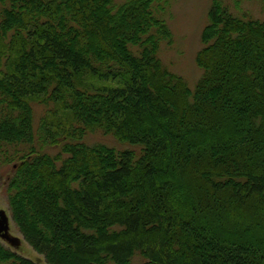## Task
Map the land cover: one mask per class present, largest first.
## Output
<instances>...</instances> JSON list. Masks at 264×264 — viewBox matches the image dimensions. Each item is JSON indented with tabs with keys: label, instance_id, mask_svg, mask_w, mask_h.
<instances>
[{
	"label": "trees",
	"instance_id": "obj_1",
	"mask_svg": "<svg viewBox=\"0 0 264 264\" xmlns=\"http://www.w3.org/2000/svg\"><path fill=\"white\" fill-rule=\"evenodd\" d=\"M170 1L0 0V167L43 256L0 264H264V19L214 0L191 89Z\"/></svg>",
	"mask_w": 264,
	"mask_h": 264
},
{
	"label": "rangeland",
	"instance_id": "obj_2",
	"mask_svg": "<svg viewBox=\"0 0 264 264\" xmlns=\"http://www.w3.org/2000/svg\"><path fill=\"white\" fill-rule=\"evenodd\" d=\"M122 3L125 0H116ZM214 0H171L167 11L162 13L167 20L173 33L171 45H163L160 56L164 63L175 73L183 76L191 89H195L202 70L196 63V56L201 48V34L208 23V13ZM233 11L236 10L237 3L241 11L250 15L264 19V2L262 0H224ZM46 107L42 104H34V124L35 128L40 124ZM85 142L89 144L105 143L117 149H125L128 144L117 141L113 136L106 135L100 130L91 131L87 134ZM42 150L56 154L60 151V146L43 145L37 142V146ZM12 152V151H11ZM12 163L4 164L0 167V212L7 221V228L4 234H0V243L12 251L34 261L38 258L43 260V256L38 254L24 239L23 235L12 220L11 210L6 193L7 183L12 175ZM136 257L134 261H139Z\"/></svg>",
	"mask_w": 264,
	"mask_h": 264
},
{
	"label": "water",
	"instance_id": "obj_3",
	"mask_svg": "<svg viewBox=\"0 0 264 264\" xmlns=\"http://www.w3.org/2000/svg\"><path fill=\"white\" fill-rule=\"evenodd\" d=\"M7 228V221L4 215L0 212V234H4ZM41 262V259H38Z\"/></svg>",
	"mask_w": 264,
	"mask_h": 264
}]
</instances>
